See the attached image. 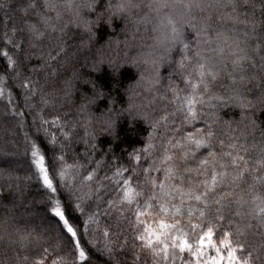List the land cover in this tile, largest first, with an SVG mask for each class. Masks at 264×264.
Wrapping results in <instances>:
<instances>
[{
  "label": "trees",
  "instance_id": "16d2710c",
  "mask_svg": "<svg viewBox=\"0 0 264 264\" xmlns=\"http://www.w3.org/2000/svg\"><path fill=\"white\" fill-rule=\"evenodd\" d=\"M194 115L204 226L264 264V0H0V264H152L139 212Z\"/></svg>",
  "mask_w": 264,
  "mask_h": 264
},
{
  "label": "rangeland",
  "instance_id": "374dc122",
  "mask_svg": "<svg viewBox=\"0 0 264 264\" xmlns=\"http://www.w3.org/2000/svg\"><path fill=\"white\" fill-rule=\"evenodd\" d=\"M203 161H208V163L204 164ZM216 162L213 139L200 127L197 115H194L184 124L171 145L163 175L156 182L151 199L139 212L144 237L142 242L150 251L152 264H213V258H219L221 255L225 256L222 264H230L227 259V249L220 244L222 240H217L215 235L212 237V243L221 248L219 254L209 246L207 240L203 247L198 243L200 236L207 231L201 209L207 203L209 194L219 177ZM213 175L216 176L214 186ZM197 195L201 196L199 201L195 199ZM162 207L166 209L165 212L160 211ZM141 213L144 214L141 215ZM161 220L175 224L176 228L160 229L159 221ZM193 225H199V227L194 229ZM161 231L169 234L166 241L169 244V259L167 260L163 258V255L156 254L163 245L154 244L153 248L147 247L148 239L155 240L150 233L159 234ZM181 233L185 234L184 239L193 244V252L199 248L201 252L199 257L193 255V252H181L178 248L171 247L172 238ZM43 264L54 263L47 258Z\"/></svg>",
  "mask_w": 264,
  "mask_h": 264
},
{
  "label": "snow or ice",
  "instance_id": "6c2138e0",
  "mask_svg": "<svg viewBox=\"0 0 264 264\" xmlns=\"http://www.w3.org/2000/svg\"><path fill=\"white\" fill-rule=\"evenodd\" d=\"M34 7V5H32ZM194 87H198V85H194ZM194 102V98H190L188 100V104H189V112L192 111V107L191 105ZM34 156H38V153H33ZM227 155L231 158V162L232 165L237 169V173L236 176L233 178L234 181H238L241 180L246 174L247 175H251V171H249L245 166L248 164V161L244 158V156H241L239 154L233 155L232 153H227ZM37 167L40 169L41 173H43V179H44V183L51 188L52 187V183L51 181L48 179L47 173L44 169L43 166V157L39 156L37 161ZM202 163L207 164L208 161H203ZM260 164V170L264 171V160H261L259 162ZM221 168H223V165H221ZM220 175H224L223 172L219 173ZM213 179V186L215 184L216 181V176L213 175L212 177ZM261 182L264 183V178H261ZM131 192V190L129 189V193ZM195 199L197 201H199L201 199V196L197 195L195 196ZM256 201H260L259 204L256 205L257 210L259 211V213L264 214V196L261 195H256L253 203H255ZM129 202H131V199L129 198ZM53 214L55 217H58L60 221L63 222L64 228L66 230V232L68 234L71 235V237H76L77 232L76 230L73 228V226L69 223V221L65 218V213L64 211L61 210V208L59 207V205L57 204L54 208H53ZM161 212H165L166 209H164L163 207L160 209ZM177 211H179L177 209ZM144 213H141V215H143ZM201 215H203V213H201ZM196 227H199V225H193V228L195 229ZM159 228L164 230V229H175L176 225L175 224H169L164 222L163 220L159 221ZM151 236L155 237V240L153 241L152 239H148L147 241V247L149 248H153L154 244H160L163 245V247L160 249L159 252H157V255H163V258L165 260L169 259L168 256V249H169V244L166 243L167 239H168V233L166 231H161L159 234H157L156 232H151L150 233ZM184 233H181L179 236H174L172 238V243H171V247L172 248H178L179 251L183 252V251H188V252H193V244L189 243L187 239H184ZM214 235V230L213 228L209 227L207 228V231L203 233V235L200 236L199 238V245L201 247L204 246L205 244V240L208 241V244L210 247H212L213 249H215V251L219 254L221 251V248L219 246H217V244L212 243V237ZM225 236L227 237L228 234H225ZM142 241L144 240V237H141ZM220 244L223 245V247L225 249H227V259L230 262V264H249V259L248 258H241L237 256V252H243L244 250L242 248H236L233 247L231 244V241L229 239H224L222 241H220ZM76 247L80 248V243L79 241H76ZM193 255L199 257L201 255V252L199 250V248L196 249L195 252H193ZM79 257L81 260H83L85 258V253L83 250L79 251ZM225 259V256L221 255L219 256V258H213V264H222L223 260ZM39 264H43V261L41 260L39 262Z\"/></svg>",
  "mask_w": 264,
  "mask_h": 264
}]
</instances>
